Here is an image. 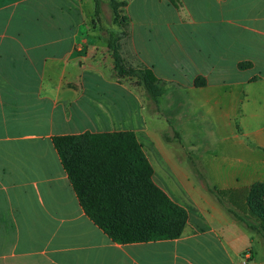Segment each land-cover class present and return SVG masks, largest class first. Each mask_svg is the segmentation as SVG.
I'll use <instances>...</instances> for the list:
<instances>
[{
    "label": "crops",
    "instance_id": "0c3cea01",
    "mask_svg": "<svg viewBox=\"0 0 264 264\" xmlns=\"http://www.w3.org/2000/svg\"><path fill=\"white\" fill-rule=\"evenodd\" d=\"M122 16L119 52L166 85L164 113L116 76L93 0H0V264H264V240L182 166L238 196L264 185V0H127ZM116 132L186 212L178 238L118 244L80 206L52 138Z\"/></svg>",
    "mask_w": 264,
    "mask_h": 264
},
{
    "label": "trees",
    "instance_id": "16d2710c",
    "mask_svg": "<svg viewBox=\"0 0 264 264\" xmlns=\"http://www.w3.org/2000/svg\"><path fill=\"white\" fill-rule=\"evenodd\" d=\"M93 1L94 14H97L102 0ZM107 5L110 22L120 25L122 19L117 4L108 0ZM119 37L120 34L114 31L106 33L114 71L135 77L145 92L151 98L155 97L152 86L158 80L150 70L125 66L119 52ZM162 137L166 141L171 139L167 133ZM52 141L86 216L113 242L171 240L181 235L186 212L152 183V168L133 133H83L54 136ZM190 163L193 165L194 162L191 160ZM194 172L225 212L264 240V209L250 206L254 191L258 187L264 188L263 184H255L238 196L231 190L221 191L209 186L204 169L195 167ZM243 202L250 213L259 218L258 226L248 223L235 210Z\"/></svg>",
    "mask_w": 264,
    "mask_h": 264
},
{
    "label": "rangeland",
    "instance_id": "374dc122",
    "mask_svg": "<svg viewBox=\"0 0 264 264\" xmlns=\"http://www.w3.org/2000/svg\"><path fill=\"white\" fill-rule=\"evenodd\" d=\"M113 1L117 4V10H118V12L120 14L119 16L123 20L120 23V25H114V24H112L110 22V10H109L108 5H107L108 0H102V2L98 6V12H97V14H94V19H93L94 25H96V27L98 29V33L100 34V38H102L103 39V42L106 43V44L108 42L107 39H106V33L107 32L114 31L117 34H121V32L124 31V17L122 16V13H123V8L125 7V4H126V1L127 0H113ZM107 50H108V44H107ZM108 54L111 56L109 50H108ZM124 64H125L126 67H130L125 61H124ZM116 76H120V77H124V78H134V80H137L135 77L128 76V75H122V74H118V73H116ZM136 84L137 85L139 84L138 85V86H140L139 91L143 92V94H144V96L146 98V108H147V110L150 113H153L155 111L156 112H159V113L160 112L161 113H164L165 112L163 110L164 107L161 108V109H159L157 97H158V95L161 92H163V90L165 89V86L166 85L164 83H162V82H155L153 84V86H152V91L156 95H155V97L153 96L151 98L150 95H148L145 92L143 85L141 83H139L138 80L136 81ZM198 137H204V135L201 136V133H198ZM162 139H163V137H162ZM183 140H184L185 143L187 142V137L185 136L184 133H183ZM177 144H178L177 141H174V142L172 141L171 142V145H174L175 148L178 147ZM188 160H187V162L186 161L183 162L182 166L184 168L185 167H188V169L192 170V172L195 171V167H197L198 170H200V168L203 169L204 165L200 162L199 159L191 157ZM191 160L194 163H196V164L193 163V165H195V167L192 165V163H190ZM189 176H193V175H189ZM254 194H255V197H254L253 201L251 202V205L250 206H252L254 209H256L258 207H260L259 209H261V208L264 209V188H261V187L256 188V190L254 191ZM228 205L229 206H232V208H235L231 204H228ZM239 205H240L241 208L240 207L239 208H235V210L238 211L240 214H242L244 216L245 220L248 223H251L253 225H257L258 226L259 225L258 224L259 218H256L255 215H253V214L250 213V211L248 210L249 208L247 209L245 202L238 204V206Z\"/></svg>",
    "mask_w": 264,
    "mask_h": 264
}]
</instances>
